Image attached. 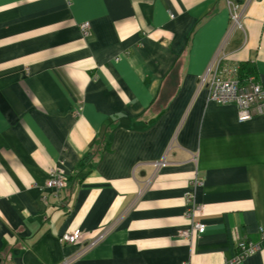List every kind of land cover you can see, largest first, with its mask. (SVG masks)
<instances>
[{"label":"crops","instance_id":"crops-1","mask_svg":"<svg viewBox=\"0 0 264 264\" xmlns=\"http://www.w3.org/2000/svg\"><path fill=\"white\" fill-rule=\"evenodd\" d=\"M235 1L242 26L227 0H0V264H223L261 241L264 114L199 84L225 54L264 88V0Z\"/></svg>","mask_w":264,"mask_h":264},{"label":"built area","instance_id":"built-area-1","mask_svg":"<svg viewBox=\"0 0 264 264\" xmlns=\"http://www.w3.org/2000/svg\"><path fill=\"white\" fill-rule=\"evenodd\" d=\"M230 9V18L234 24L242 26L244 10L240 3L235 0H227ZM90 22L80 23L82 33L88 35L90 32ZM225 54L217 55L208 65L205 72L199 78V84L208 90V99L220 104H235L237 115L240 121L250 119L255 114H264V88L255 74L245 77L240 76V64L238 62H224ZM166 161H155V166L164 165ZM204 182L202 177L195 176L190 184L193 188L187 193V203L189 204L187 216L191 219L190 226L179 232V236L190 239L192 232L197 230L199 233L205 231V224L194 219L201 211L202 205L196 203V189ZM68 183V174L59 165L50 169L46 186L59 191ZM79 232L65 231L60 235L63 243H74L78 239ZM102 235H100L101 237ZM97 239L91 241L89 245L96 243ZM264 244V228H261V241L254 242L246 238H241L236 243V253L223 264H238L245 257L254 254L261 249ZM70 259H66L63 264H68ZM182 264H188L184 262Z\"/></svg>","mask_w":264,"mask_h":264},{"label":"trees","instance_id":"trees-1","mask_svg":"<svg viewBox=\"0 0 264 264\" xmlns=\"http://www.w3.org/2000/svg\"><path fill=\"white\" fill-rule=\"evenodd\" d=\"M251 74H255V75H256V72L254 71L253 66H252L250 63H246V62H245V63H241V64H240V76L245 77V76H248V75H251ZM112 127H113V124H109V125L107 126V134H108L109 130H110ZM108 147H109V144H108ZM90 155H91V154L88 153V154L84 157L83 161L81 162L82 165L85 164L84 161L87 160V159L89 158ZM68 177H69V176H68ZM68 179H69V178H68Z\"/></svg>","mask_w":264,"mask_h":264}]
</instances>
